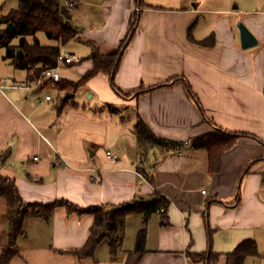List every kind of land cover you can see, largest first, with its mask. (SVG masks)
<instances>
[{
    "label": "crops",
    "instance_id": "0c3cea01",
    "mask_svg": "<svg viewBox=\"0 0 264 264\" xmlns=\"http://www.w3.org/2000/svg\"><path fill=\"white\" fill-rule=\"evenodd\" d=\"M59 1L67 6L70 0ZM73 1L71 22L78 33L63 46L75 60L62 63L72 69L61 74L62 83L78 81L93 67L94 49L115 52L139 11L115 81L125 90L166 84L123 96L100 71L73 88L31 89L26 85L34 83L36 68L14 65L0 47L2 58L23 70L0 71V155L8 153L0 160V178L13 179L24 202L67 199L80 207H112L161 195L168 204L146 222L143 211L128 214L116 253L107 233L85 254L76 250L89 237L92 214L63 205L48 218L29 210L11 244L16 212L0 197V257L11 247L15 253L8 264H125L145 226L146 250L136 264H202L187 252L208 249L209 229L211 247L219 253L214 264H227L226 254L249 238L260 254L246 256L243 264H264V143L256 138H264V0ZM239 22L257 44L242 47ZM9 23L0 22V29ZM26 39L32 42L33 36ZM19 41L17 35L10 44ZM186 85L213 123L204 119ZM46 92L51 98L41 102ZM138 117L156 136L185 145L141 150ZM214 124L247 134L211 172L206 150L193 148L192 141Z\"/></svg>",
    "mask_w": 264,
    "mask_h": 264
},
{
    "label": "trees",
    "instance_id": "16d2710c",
    "mask_svg": "<svg viewBox=\"0 0 264 264\" xmlns=\"http://www.w3.org/2000/svg\"><path fill=\"white\" fill-rule=\"evenodd\" d=\"M143 3V0H139V4L142 5ZM139 13L140 12L137 11L134 14L129 30L121 40L115 52L101 53L98 49H94L91 54L93 60V67L91 69L82 75L76 82L68 81L62 83L59 81L57 85L61 88H73L83 84L88 78L100 71L106 72L110 76V82L113 88L123 96L138 95L143 91L151 90L152 88L166 84L163 82L153 87L140 86L125 90L119 87L115 81L123 54L129 46L137 28ZM0 22H12L15 26L12 31H7L6 28L0 29V47L4 46L6 48L4 57L10 59L13 64L18 67H35L37 73L45 67L56 66L60 45L67 43L78 33L77 28L71 22L70 9L68 6L61 4L59 0H18L17 7L12 8L6 14L0 15ZM38 31L45 32L47 37L56 40L57 44H42L36 36ZM17 35L20 36L18 45H11L10 42L12 38ZM27 35L33 36L32 42L26 39ZM20 53L23 54L21 57L19 56ZM186 89L189 96L195 101L196 105L203 113L204 119L211 121L191 86L186 85ZM135 130L139 146L143 151L155 145L161 146L163 149H176L185 145V143L181 141H174L156 136L140 117H138L135 124ZM245 134L247 133L228 131L214 124L212 131L198 135L193 139L192 147L206 150L208 156V169L211 172H216L220 168L223 153L235 144L239 136ZM256 138L264 143V138ZM7 156V152L0 155V160H4ZM137 170L141 172L146 179L151 181L144 167L137 165ZM0 197L5 198L7 206L14 208L16 212V216L13 218L11 244L14 237L21 232L23 220L29 210L43 214L48 218L55 208L63 205L66 206L68 210L75 211L79 214H92L93 224L89 237L83 247L76 250V252L85 254H92L97 244L107 233L111 234L109 241L111 252L113 254L116 253L123 238L124 221L128 214L143 211L144 221L146 222L152 211L157 210V208L160 209L161 205L167 206L168 204V201L161 195H157L149 201L133 200L112 207L106 205L80 207L67 199H55L48 202H24L14 180L8 177L0 178ZM99 228H103L104 230H100ZM207 237L208 249L206 251H189L187 253L194 261L202 262V264H214L219 258V253L215 252L211 247L212 232L210 229L208 230ZM145 243L146 227L144 226L138 230L135 248L128 254L125 264L137 263L140 256L146 250ZM14 253L15 250L11 247L3 249L0 257V264H8ZM259 254L256 241L252 238L245 239L241 241L233 251L226 254L227 264H243L246 256Z\"/></svg>",
    "mask_w": 264,
    "mask_h": 264
},
{
    "label": "built area",
    "instance_id": "2783aa9c",
    "mask_svg": "<svg viewBox=\"0 0 264 264\" xmlns=\"http://www.w3.org/2000/svg\"><path fill=\"white\" fill-rule=\"evenodd\" d=\"M75 5L73 0H70L67 3L68 8H71ZM75 60L74 54L70 51L66 50L63 45L60 46L59 53L57 55V64L53 67H45L43 68L39 74L37 75L35 81L31 85H26L27 88L31 89H39V88H50L55 87L59 81H61V73L59 72V65L62 63H72ZM2 85H0L1 87ZM51 98V94L46 92L43 95V98L40 100L41 102L44 100H49ZM106 154L111 157L113 160L117 158V154L111 152L110 150L106 151ZM35 159L37 156L34 157ZM142 177L146 179L143 175ZM204 191V190H202Z\"/></svg>",
    "mask_w": 264,
    "mask_h": 264
},
{
    "label": "rangeland",
    "instance_id": "374dc122",
    "mask_svg": "<svg viewBox=\"0 0 264 264\" xmlns=\"http://www.w3.org/2000/svg\"><path fill=\"white\" fill-rule=\"evenodd\" d=\"M17 5H18V0H0V14L8 13L12 8L17 7ZM37 35L41 39L42 42H45V43L49 42L48 37L45 35L43 31H39ZM3 53H4L3 48H0V71L3 70L5 74H9L10 71L12 70L23 71L21 68H15L14 65L9 64L7 61H5L4 58H2ZM59 72L61 74L69 73V72H72V69H68L67 66L60 64ZM99 229L104 230L103 228H99Z\"/></svg>",
    "mask_w": 264,
    "mask_h": 264
},
{
    "label": "water",
    "instance_id": "95a60500",
    "mask_svg": "<svg viewBox=\"0 0 264 264\" xmlns=\"http://www.w3.org/2000/svg\"><path fill=\"white\" fill-rule=\"evenodd\" d=\"M238 25L240 28V37H241L242 47L246 48V47H250V46L257 44L258 40L255 37V35L249 30V28L243 22H239ZM14 27H15L14 24L10 22L6 30L12 31ZM22 55H23L22 53L19 54L20 57ZM70 95H73V93Z\"/></svg>",
    "mask_w": 264,
    "mask_h": 264
}]
</instances>
